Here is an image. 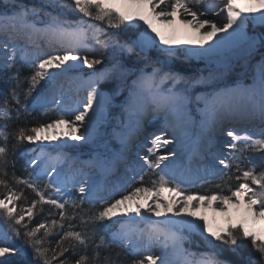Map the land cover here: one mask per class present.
<instances>
[{
  "label": "snow or ice",
  "instance_id": "snow-or-ice-1",
  "mask_svg": "<svg viewBox=\"0 0 264 264\" xmlns=\"http://www.w3.org/2000/svg\"><path fill=\"white\" fill-rule=\"evenodd\" d=\"M201 2L195 0L197 5ZM15 7L18 11L11 14L0 13V33L6 35L11 27L30 42L45 37L54 50L32 56L26 46L0 40V72L9 73L6 77L9 87L0 91V187L6 189L0 198V258L17 252L27 255L14 243V239H23L32 250L34 264H123L121 254L132 257L130 264H230L221 260L216 251L198 253L185 247L192 236L198 235L213 249L216 242L232 251H236L232 246L238 241L250 242L258 255L249 258L247 264H264V155L260 157L259 172L252 157L246 155L264 153V54L253 65L251 83L243 79L231 86L221 87L217 83L213 91L201 95L193 91L197 84L210 79L218 81L220 77L210 74L207 78L189 79L172 67L174 58L188 55L214 61L225 53L239 52L246 60L251 58L258 48L264 47V37L248 35L246 29L249 22L264 26V0H207L203 9L190 7L187 0H42L39 7L24 4ZM48 7L59 8L60 12L46 11ZM67 11H78L101 25L84 19L69 20ZM42 13L46 22L40 20ZM210 13L217 17L223 14V18L210 19ZM189 16L191 19H187ZM177 17H183L180 23L194 29L200 38L176 41L157 27L167 25L174 33L172 26ZM136 21L147 26L137 38L124 39L106 31L121 25L134 26ZM6 39L10 41L12 37L6 35ZM213 39L214 44L208 43ZM176 43L198 44L200 49L173 48ZM161 44L166 47L160 48ZM109 49L113 50L112 57L106 55ZM150 50L158 52L155 60L149 59ZM125 53L143 58L147 62L145 67L135 72L127 68L119 58ZM105 59L112 60L111 67L94 70L86 77L71 75L84 66L94 69ZM17 65L27 66L30 74L22 79ZM224 67L230 70L232 65L226 62ZM244 67L247 71V63ZM130 76L135 79L128 84ZM64 77L77 85V91L86 92L83 102L65 99L64 84L60 82ZM113 79L117 81V90L123 86L128 91L124 108L129 126L122 133L121 148L112 157L79 161L65 151L67 140L54 141L61 136L85 143L93 140L100 110L111 103V98L100 93L97 86ZM25 81L26 88L22 87ZM41 81H46L47 88L29 107L28 97ZM193 104L198 109L195 114ZM38 109L45 114L56 112L57 117L48 123L10 131L11 123ZM152 113L163 116L165 132L153 134L144 154L137 153L136 161H130L131 146ZM239 115L258 120L260 131L226 129L230 141L224 144V151L212 154L223 168L218 170L215 163L193 167V161L202 159L216 144V134L223 124ZM65 125L69 132L55 131ZM169 134L172 139L167 138ZM193 135L196 147L186 152ZM173 140L178 149L160 155V149ZM23 142L38 145L26 161V178L17 176L15 171L11 174V184L35 193L27 208L20 203L27 200L23 188H13L8 173L9 167L15 168V160L10 157ZM170 156L174 159L170 160ZM245 161L249 164L247 168L242 167ZM121 165L122 176L111 179ZM233 167L239 173L235 179L242 182L234 191L230 190V195L193 194L182 187L185 176L201 171L207 176L219 174L221 180L232 179L224 170L230 172ZM92 170L99 171L102 178L94 179ZM146 175L157 179L146 186L143 183ZM137 180L140 186H133ZM69 187L86 195L81 198L68 195L65 199ZM165 192L171 194L170 199L163 198ZM202 201L207 205L216 201L224 213L228 212L227 205H234L238 222L228 216L224 225L214 226L206 216H197L196 211L189 210L199 208ZM85 203L93 208L97 204L102 206L89 215L90 210L83 208ZM43 205L56 209L55 217L29 227L25 217L31 222L37 211L43 213ZM49 216H53L51 211ZM77 218L79 225L73 223ZM57 228L60 232L53 245L48 238ZM153 248L157 251L153 252Z\"/></svg>",
  "mask_w": 264,
  "mask_h": 264
},
{
  "label": "trees",
  "instance_id": "trees-1",
  "mask_svg": "<svg viewBox=\"0 0 264 264\" xmlns=\"http://www.w3.org/2000/svg\"><path fill=\"white\" fill-rule=\"evenodd\" d=\"M190 7H193L194 9H203L205 7V4L207 0H202L200 4H196L195 0H187ZM42 0H0V13H12L13 11H18V9L15 7L16 4H24V5H35V6H41ZM46 11L53 12L54 14L60 12V9H52L50 7L46 8ZM199 14V13H198ZM67 18L69 20H77V19H84L87 20L88 23L101 25V22L92 20L91 18L83 16L82 13H79L78 11H67ZM40 20L47 21V17L43 15V13L40 16ZM106 27V26H104ZM259 30L262 32L264 36V26L259 27ZM106 31L109 34L118 35L121 38L127 39L129 37L137 38L139 34L141 33L140 29L135 26H129V25H121L119 28H106ZM262 54H264V47H261L257 53H255L251 58L244 60L241 65L235 64L231 67L230 70L222 71V76L219 75L220 79L217 81L216 79H210L209 81H216L214 85L219 83L220 85H226V84H232L238 79H243L245 82L250 81V77L252 76V68L253 65H255L260 59ZM106 55L108 57H112L113 50L109 49L107 50ZM149 59L155 60V58L158 55V52L156 50L150 51L148 54ZM120 60L126 65L127 68L131 69L133 72L137 71L140 68L145 67L146 61L143 58H137L135 55H129V54H122L120 55ZM247 63V72L239 73L240 71H245V64ZM112 60L111 59H105L104 63L101 65L95 66L94 69L85 68L81 71L82 74L92 73L94 70H103L105 66L111 67ZM244 65V66H242ZM17 67H20V75L23 79L24 77H27L30 74V69L27 66L21 67L20 65H17ZM172 67L175 71L180 72L183 76L189 79H193L195 76V72H198L201 68L200 65L195 64L193 59L189 58L188 56H182L179 58H174V63L172 64ZM12 71H15L13 69ZM148 71H151L150 68H148ZM9 73L7 71L0 72V91H5L8 89V84L6 83V77ZM213 76V75H212ZM218 76V75H217ZM246 76V77H245ZM135 79V76H130L127 78V83L131 84L132 80ZM214 85H210L209 82L207 83H201L197 84L195 88L193 89L194 93L198 95L199 93H205V92H211ZM14 86V85H13ZM27 82L25 81L22 85V87L26 88ZM102 90L107 91L110 93L111 96V104L109 113L110 116L114 119L117 117H125V108H124V100L125 97L128 95V91L121 86L119 90H117V81L116 80H107L103 81L98 85ZM179 87H182L183 85H178ZM47 88L46 81H41L40 84L36 86V90L32 93V96L28 97V105L31 106V103L33 102V99L37 96H39L45 89ZM23 99V97H22ZM15 106V105H14ZM194 109V113H195ZM57 115L56 112H48L45 114V111L38 109L37 111L33 112L31 115H26L21 117L20 120L15 121L11 123L10 131H14L18 127H33L37 126L42 123H48L52 120L56 119ZM101 136L92 144L93 146L90 148L94 149H100L103 144H105L108 139H110L109 133H105V131L102 132ZM110 142L115 145L116 141L110 139ZM117 144V143H116ZM33 143L29 142H23L20 144V146L16 149L15 155L13 157H10V159L15 160V168L12 167L8 168L9 173V180L10 185L13 188L20 187L23 188V186H16L15 184H11V174L13 171H15L16 175L19 177H25L26 173L24 171V168L27 166L26 161L28 159V156L32 155V150L35 149L33 146ZM85 149V148H84ZM89 147H86V149L82 152L84 155H88L90 158L93 157L90 153ZM258 153L259 152H248L246 155L251 156L252 159L255 162H258ZM258 167L256 168V171L259 172L261 168L259 167L260 163H257ZM242 167L247 168V161H245L242 165ZM158 171V170H157ZM225 172H228L230 176H232V179H225L221 180L219 176L211 179H206L200 183H197L196 185L192 187H184L188 191H190L193 194H223V195H230V190H235L236 186L242 182L237 181L235 179L236 175H239V173L236 172L235 168L233 167L231 171L225 170ZM157 179L154 175H146L144 184L146 186H150L151 180ZM133 186H140L139 181L133 185ZM6 189L3 187H0V198L3 197V194L5 193ZM24 195L27 197L26 201H22V206L27 208L31 201L35 198V193L31 191V189L23 188ZM73 198H81L82 195L78 193L76 189H73ZM116 198H119L117 196ZM102 205L97 204L95 208H93L91 205L85 203L83 205L84 209H89L90 211L87 214L94 213L98 208H100ZM44 211L43 213H40L37 211V214L34 216L31 222H28L27 216L25 217V223H29V227H34L40 222H48L51 218L55 217V213L57 212L56 209L52 208L50 205H43L42 206ZM17 211H19V205L17 206ZM49 211L53 213V216H49ZM58 218V217H56ZM116 219V218H115ZM73 223L79 225V219L77 218L76 221H73ZM103 223H111V221H105ZM0 224L2 225V221H0ZM91 225H89V228ZM79 230V228H77ZM60 232V229L57 228L53 231L52 235L49 236V240L54 245L58 236L57 234ZM11 235V233H9ZM39 235V234H38ZM14 243L17 245L18 248L21 249L22 252L27 253V255H21V252H17L15 255L7 256L3 258V261H7L8 264H34L33 258H32V250L28 245L24 244L23 239H14ZM188 245L192 248L194 252H211L216 251L219 253V258L221 260L229 261L230 264H247V261L249 258H255L257 257V252L253 249L250 242L247 241H238L237 245L232 246L236 249V251H232L228 246L221 244L220 242H216L217 247L215 249L208 246L203 239L198 236L194 235L191 238V241L188 242ZM247 245V246H245ZM66 255H71L66 254ZM23 257V258H22ZM63 259V257H61ZM132 257L125 256L124 254H121L120 260L123 262V264H130V260ZM55 264V262H54Z\"/></svg>",
  "mask_w": 264,
  "mask_h": 264
},
{
  "label": "rangeland",
  "instance_id": "rangeland-1",
  "mask_svg": "<svg viewBox=\"0 0 264 264\" xmlns=\"http://www.w3.org/2000/svg\"><path fill=\"white\" fill-rule=\"evenodd\" d=\"M8 14H11V13H8ZM220 17H221V15L219 17H217L215 13L208 14V18L213 19V20L218 19ZM134 26L139 28L141 33L147 27L146 25H142V22H140V21H136ZM248 27L252 30V34L253 35H256L258 37H264L262 32L259 30V27H262V26H260V25H255L254 26L251 22H249ZM6 35L7 36H11L12 39L10 41L7 40L6 39ZM6 35L3 34V33H0V40H3L4 42L11 43V44H19V45H22V46H26L28 51H29V53L32 56L40 54V53H38L36 48L32 49V47L30 46V41H28L25 36H18V35H15V34H10L7 31H6ZM30 47H31V50H29ZM159 47L160 48H164L166 46L161 44V45H159ZM172 47L173 48H178V49H191V47L188 44H179V45H175L174 44V45H172ZM259 49L260 48H258L257 52L259 51ZM150 51H152V50H150ZM188 57L193 59L195 64H198V65L201 66L200 70L198 72H195V76L193 77V79H197V78H201V77L207 78V77L210 76V74L213 75V76H217V75L219 76L222 71L226 70V68L224 67L226 61L223 62V61H221L219 59L218 60H214V61H208L207 59L201 58V57H199L197 55H188ZM244 60H246V58L243 57L242 55H240L237 58L231 59L227 63H231L232 66H234L235 64L241 65ZM242 66H244V65H242ZM85 68H87V66H84L81 70H79L77 72H74L71 75L72 76H85V74L83 75L81 73V71L84 70ZM244 72H247V71L243 70V71H240L239 73L241 74V73H244ZM65 79L67 80V82H65L66 80H64V81L61 80L60 82H62L64 85H67V87L69 88L68 93H70L71 92V87H70L71 84L68 83V78L67 77ZM208 82H209L210 85H214V83L216 81H208ZM246 83H251V80L247 81ZM232 84L228 83L226 85L227 86H231ZM220 86L223 87L225 85H220ZM106 93H108L109 97L111 98L110 93L107 92V91H106ZM206 93L207 92L202 93V94H206ZM198 95H201V93H199ZM71 96H73V93H70L69 95H65V99H67L69 101ZM83 97H84V95L75 96L73 101L81 102V98H83ZM69 102H72V101H69ZM110 104L107 105V108L104 109V111L101 112V119L96 123L95 131H94V134H93V140L91 142L85 143L84 141H73L71 139L67 140L69 137H66V136H61L59 138L60 140H63V141L67 140L68 141V146L65 148V151L70 156L76 157L79 161H90V160H93V159H99V158H103V157H112L118 152V150L121 148L122 133H124L127 130V127L129 126V121H128L126 112H125L126 115H125L124 118L119 116V117L113 119L110 116V113H109ZM199 106L203 107L202 104L199 105ZM191 107H192L193 110L195 109L196 111H198L197 106L195 104H193ZM40 110H43V109H40ZM56 115H57V113H56ZM162 122H163V116L162 115L156 114V113H152V114L148 115L146 117L145 121H144L143 126L146 129H150V130L153 129V130H152V132H149L148 134H145L146 136H144V137L142 136L141 138H139V140H135V142L132 144V146H134L133 149L134 150H138L137 146L140 145V146L144 147V150H143V154H144V152L146 151L145 145L150 146V140L152 139L153 134H155L154 133L156 131L155 127H157L159 124H162ZM254 123L259 124V126L256 125L257 129H255V130L252 129ZM231 126L236 127L237 130H240V131H249V132H255V133H258L260 131L261 127H262L259 122L250 120V121H248L246 123H241V122H236V123H232V124L228 123L225 126H223L220 131H222V129H229V127H231ZM67 129H69V127L67 125H65V126L59 127L55 131L56 132L65 133V130H67ZM103 131H105V133H109L110 139L115 140L117 144L115 143V145H113L110 142V139H108V141L105 144H103L100 149L99 148L98 149L90 148V147L93 146L92 144L101 136V134H103L102 133ZM162 132H164L163 129L162 130H158L157 134H161ZM219 135H220V133L218 131L217 132V140L218 141L220 140V136ZM192 140H193V143H196V136L195 135L192 136ZM61 142L62 141H58V142H54V143H61ZM33 144H34L33 146L35 147V149H37V147H38L37 143H33ZM86 147H89V149H87V150H90V153L92 154L93 157L90 158L88 155H84V153H82L86 149ZM211 150L213 152H209V153H207L205 155V162H206L205 164H206V166H207L208 161H209L208 159H210V155H212L213 153H218L217 151H215V147L214 146L212 147ZM261 155H264V153H258V157H259L258 158V160H259L258 162L259 163H261V160H260ZM132 158H133V156H131L129 154V160L130 161H132ZM216 162H217L216 163L217 169L218 170L222 169L223 166L219 165L218 161H216ZM258 162H255V163L257 164ZM198 165H200L201 167L205 166L203 164H198ZM161 167H163V165ZM247 167H249L248 162H247ZM117 170H119V171L116 172V176H115L116 178L122 176V174L124 172L123 165H121ZM145 170H147V169L145 168ZM90 174L92 175L93 178H95L96 170H92ZM132 174H134V173H129V175H132ZM217 176H219V174ZM205 177H207V175L204 172H200L198 175L185 176L184 177V182L182 183V186H188V187L189 186H194V184L202 181ZM111 179H113V177H111ZM176 182L179 183L181 181L177 180ZM85 187H87L86 184H85ZM73 189H76V188L69 187L68 194L65 195V197H64L65 199L68 198V195H71L73 197V191H72ZM165 193H168V192H165ZM165 193H163V194H165ZM81 195H86V194H81ZM116 219H120V217H117ZM233 222H237V221L233 218ZM0 226H2V225L0 224ZM185 247H187V248L192 250V248L188 245V242H186ZM3 258H0V262L3 261Z\"/></svg>",
  "mask_w": 264,
  "mask_h": 264
},
{
  "label": "bare ground",
  "instance_id": "bare-ground-1",
  "mask_svg": "<svg viewBox=\"0 0 264 264\" xmlns=\"http://www.w3.org/2000/svg\"><path fill=\"white\" fill-rule=\"evenodd\" d=\"M181 18L182 17H177L176 18V23L172 26V28L175 29V32L174 33H173L172 29L169 28L167 25L158 24L157 27L160 29V31L162 33H164V35L169 36L170 38H173L176 41L198 40L200 38L199 33H197L194 29H192L190 27H186L184 24L180 23V19ZM222 18H223V14H221V17L220 18L215 19V20H219V19H222ZM187 19H191V17L189 16V17H187ZM203 31H204V29H201V32H203ZM246 31H247L248 35H253L252 34V30L249 27H247ZM7 32H9L10 34L17 35V33L14 32L11 27H9L7 29ZM152 35H155V34L153 33ZM18 36H24V35L21 33ZM208 43L214 44L215 43V39L209 41ZM179 44H184V43H176L175 45H179ZM188 45L191 47V49H194V50H199L200 49V46L198 44H188ZM30 46L32 47V49H35L36 48L37 51H38V53H40V54L47 53V52H52L54 50L52 47H49L48 46L45 37H36V38H34V40L30 42ZM207 46L208 45L206 44L205 47H207ZM31 47L29 48V50H31ZM240 55L241 54L239 52H235V53H225V54H223L219 58V60H221L223 62L224 61L229 62L231 59L237 58ZM65 78L66 77L62 78L61 80L64 81V80H66ZM65 82H67V80ZM68 83H70V82L68 81ZM70 84H71V86H70L71 87V92L70 93H73V96L70 97L69 101H73L74 98H75V96L84 95V97L81 98V102H83L84 99H85V96H86V92L84 90H82V89L79 90V91H77V85L76 84H73V83H70ZM97 88H98V91L100 93H102L103 95L109 97V94L106 93V91L102 90L99 86H97ZM63 91H64V96L70 94V93H68L69 88L67 87V85H64ZM94 107H95V105H94ZM106 108H107V105L100 110V115H99L98 121L101 119V112L104 111V109H106ZM250 120L259 122L258 120L252 119L249 116L239 115V116H237V117H235V118H233V119H231L229 121H226L223 124V126H225L228 123H231V124L232 123H236V122L246 123V122H248ZM162 129L165 132L164 120H163L162 124H159L157 127H155V130L156 131L154 133L157 134L158 130H162ZM152 130L146 129L143 126V130H142L141 134L139 135V137L136 140H139V138H141L142 136L143 137L146 136L145 134H148L149 132H152ZM69 131H70V129H67V130H65V133L66 132H69ZM81 131H83V129H81ZM164 132H162V133H164ZM223 133H225V132H223ZM219 136H220V138H224V139L229 138L230 139V137H227L225 134H221ZM167 138L168 139H172V136L169 134V135H167ZM69 139L70 138H68L67 140H69ZM58 141H63V140L58 139L57 141H54V142H58ZM189 145H190V148L185 149V151L186 152L187 151H190V150L194 151V149L196 147V143H193V140L192 139L189 142ZM215 145L218 147L217 152L218 151H224V148H223L224 144H220L219 145V141L217 140V134H216V144ZM133 147L134 146H131L130 155L133 156L132 161H136V159H137V154L136 153L139 152V154L142 156L143 155L144 147L137 146L138 150H134ZM170 149H178V146L176 145L175 140H173V143L172 144H169L166 147H162L160 149V151H159V154L160 155H168ZM211 149L204 154V156H203L202 159H200V160H194L193 161V167H196L198 164L206 165L205 164L206 163L205 162V155L207 153H209V152H213ZM169 159L172 160L174 158L170 156ZM183 159H184V161H186L187 160V157L185 156ZM166 163H167V161H166ZM118 171L119 170H117V172ZM101 178L102 177H101L100 172L96 170V174H95V178L94 179L99 180ZM113 179H116V177H113ZM154 198L155 197H153V199ZM163 198L164 199H170L171 198V194L170 193H165V194H163ZM148 203H151V200H149ZM227 208H228V212L227 213H224V212H221L220 211V208L217 206V202L216 201H213L211 203V205H207L205 202L202 201L199 208H195V209H191L190 208L189 210L190 211H193V210L196 211L197 216H201V215L206 216L208 218V221L210 223H213L214 226L217 223L218 224H221V225H224L228 216L233 217L238 222L239 216L236 214L235 206L234 205H227ZM169 215H171V213H169ZM184 215L186 216V213ZM153 218L156 219V217H153ZM187 218L191 219V217H187ZM152 251L155 252V251H157V249L153 248Z\"/></svg>",
  "mask_w": 264,
  "mask_h": 264
}]
</instances>
